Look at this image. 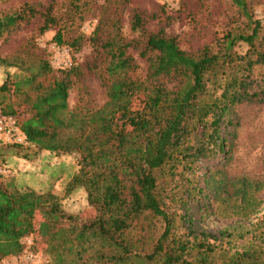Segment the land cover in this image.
Returning <instances> with one entry per match:
<instances>
[{
    "label": "trees",
    "instance_id": "trees-1",
    "mask_svg": "<svg viewBox=\"0 0 264 264\" xmlns=\"http://www.w3.org/2000/svg\"><path fill=\"white\" fill-rule=\"evenodd\" d=\"M230 1L245 18L249 32L225 34L223 49L216 52L209 47L188 52L162 26L145 33L146 23L156 16L134 13L131 27L143 32V42L132 46H140V55L147 59L145 81L127 76L133 66L126 55L131 43L104 39L98 24L89 39L95 50L109 58L106 70L112 80L105 84L106 103L95 113L80 116L68 107L72 76L80 74L77 66L63 70L61 76L52 75L46 84L37 80L39 74L51 72L45 60L40 61L36 74L6 75L0 85V114L16 119L25 135L21 144L80 155L79 171L67 183L66 191L83 188L96 215L80 220L61 209L54 193L11 191L0 175V260L19 255L22 238L31 236L33 250L50 254L51 264H264V212L259 210L261 199L256 195L264 184L242 179L229 185L211 177L218 171L221 157L228 158L232 151V134L221 133L223 125L230 123L225 115L235 104L261 95L247 91L246 77L233 76L210 104L202 102L208 75L234 62L237 43L247 44L257 55L254 61L248 59L243 69H250L253 63L264 65V51L257 43L261 21L253 18L245 0ZM36 16L40 18L39 33L55 27L53 40L57 44L79 47L81 36L63 38L65 26L58 24L50 6L25 4L0 17V35ZM0 64L13 65L6 58H0ZM140 91L145 97L136 106L135 96ZM11 95L21 103L14 106ZM176 161L182 163L180 178L188 186L194 184L192 190L199 199L220 204L231 200L232 215H259L258 249L229 255L221 231L188 228L178 232V210L192 192L186 188L184 198L178 197L180 208H175V193L170 194L171 188L159 178L167 164L178 168ZM206 161L213 166L202 173ZM189 174L192 181L185 178ZM147 215L159 223L158 233L148 244L144 234L129 235L133 225Z\"/></svg>",
    "mask_w": 264,
    "mask_h": 264
},
{
    "label": "rangeland",
    "instance_id": "rangeland-1",
    "mask_svg": "<svg viewBox=\"0 0 264 264\" xmlns=\"http://www.w3.org/2000/svg\"><path fill=\"white\" fill-rule=\"evenodd\" d=\"M245 1L253 18L261 21L257 43H260L264 51V0ZM25 4L35 8L50 6L58 24L65 26L63 38L81 36L79 47L57 44L53 40L55 27L39 33L38 16L20 23L0 35V58H6L13 64H0V85L7 74H18L21 77L36 74L40 70L39 64L44 60L49 64L51 72L39 74L37 80L45 84L52 75L61 76L63 70L77 66L80 74L72 76L74 83L69 89L68 107L80 113V116L95 113L104 106L108 99L105 84L112 80L106 70L109 58L105 57L103 51L100 53L95 50L89 39L98 24L104 39L131 43L126 49V55L132 59L133 66L127 76L140 81L147 80L148 62L140 55V46H132L133 42L142 41L143 33L131 27L134 13L141 12L144 17L154 14L155 19L145 25V33L154 32L162 26L168 35L176 36L181 48L192 53L204 47L215 52L222 50L225 34L249 32L245 18L230 0H0V17L19 11ZM233 53L234 62L231 65H225L208 75L207 91L202 96V102L210 104L233 76L246 77L247 91L260 92L261 95L251 101L243 100L235 104L225 115V120L230 123L223 125L221 133L226 132L227 136L232 134V151L228 158L221 157L217 164L218 171L211 177L217 181L225 180L229 185L239 183L242 179L264 184V65L253 63L248 70L242 68L248 59L254 61L257 56L243 42L234 46ZM136 94L134 103L140 106L145 94L143 91ZM11 100L14 106L21 103L19 98L18 101L13 100L12 95ZM79 160L80 155L74 152H50L36 145L0 142L1 180L9 185L11 191H50L58 197L65 213L87 220L94 218L96 212L89 207L85 190L78 188L66 191L67 183L79 171ZM171 164L160 171L159 178L168 190L171 188L170 194L175 193L174 207L180 208L182 202L178 197L184 198L186 188L192 192L185 206L178 210L181 213L176 223L178 232H185L188 228L221 231L224 234L223 248L229 255L259 248V215L248 218L232 215L234 202L231 200L227 204H220L213 199H199L192 190L194 184L188 186V182L179 176L182 163L176 161V169ZM208 166L213 165L209 161L204 162L200 172L204 173ZM188 176L185 175V178L192 181V175ZM256 195L261 199L259 210L264 212V187ZM38 219L39 216L35 220ZM158 227L156 219L147 215L133 225L129 235L135 238L144 234L148 244L158 233ZM25 237L31 239V236ZM25 237L22 238L23 247ZM35 252L38 254L37 264L52 263L50 254ZM6 260H15V264H30L17 255L2 258L0 264Z\"/></svg>",
    "mask_w": 264,
    "mask_h": 264
},
{
    "label": "built area",
    "instance_id": "built-area-1",
    "mask_svg": "<svg viewBox=\"0 0 264 264\" xmlns=\"http://www.w3.org/2000/svg\"><path fill=\"white\" fill-rule=\"evenodd\" d=\"M25 141V135L11 115L0 114V142L21 144ZM24 249L17 255L22 261L37 264L38 254L32 249V238H24ZM15 260H6L3 264H15Z\"/></svg>",
    "mask_w": 264,
    "mask_h": 264
}]
</instances>
